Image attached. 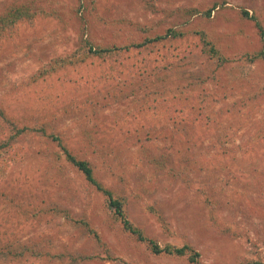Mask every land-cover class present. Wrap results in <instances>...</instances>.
I'll list each match as a JSON object with an SVG mask.
<instances>
[{
	"label": "rangeland",
	"instance_id": "rangeland-1",
	"mask_svg": "<svg viewBox=\"0 0 264 264\" xmlns=\"http://www.w3.org/2000/svg\"><path fill=\"white\" fill-rule=\"evenodd\" d=\"M11 1L0 0V11ZM222 1L234 9L221 6L208 28L230 47L232 61L215 79H209L212 63L191 38L161 44L150 65L133 51L121 75L92 60L33 82L43 65L75 48L83 26L96 42L129 43L131 23L157 31L175 21V15L155 13L152 4L172 10ZM40 2L60 9L64 19L40 17L0 40V111L23 130L17 135L0 115V142L16 136L3 151L0 245L6 251L28 244L56 257L0 255V264H193L187 256L154 254L128 232L103 192L65 161L48 133L89 160L102 184L124 200L128 219L161 246L189 244L201 253L200 264H264V62L242 59L264 44L256 25L259 20L264 27V0ZM242 9L256 20H243ZM122 30L129 33L121 36ZM158 76L186 86L205 109L170 114L151 104L138 111L134 101L155 97L149 85ZM141 144L173 151L179 175L146 165ZM185 151L192 159L178 165Z\"/></svg>",
	"mask_w": 264,
	"mask_h": 264
},
{
	"label": "trees",
	"instance_id": "trees-1",
	"mask_svg": "<svg viewBox=\"0 0 264 264\" xmlns=\"http://www.w3.org/2000/svg\"><path fill=\"white\" fill-rule=\"evenodd\" d=\"M40 1L41 0H13L6 5L0 11V40L3 38L6 31L10 32L20 24L25 23L35 26L37 19L40 17L43 19H58L59 21L64 19V15L60 9L58 10L56 8L48 10L43 4H41ZM226 4V1H222L220 4L215 2L207 7H176L172 10L152 4L154 9L153 11L155 13L159 14L167 12L169 13V16L175 15V21L164 29H159L157 31H153L151 26L142 25L140 23H135L133 25V23H131L133 28V37L129 43L96 42L90 37L88 26H83L77 39L75 40V48L66 55L57 56L51 59L47 64L43 65L39 72L33 76V82H38L42 79L46 80L48 77L66 72L70 67L80 66L92 60H99L100 62L110 64V69L115 72L117 71L119 75H121L124 73L125 69H130L129 58L133 51L142 55L141 59L150 65L151 63H154L153 61H155V59L153 57L159 53L158 49L161 50L166 43H174L178 46L180 43L188 41L191 38V40H193V38L195 39L194 48L199 49L201 57H206L207 61L212 63V75L209 76V79H215V75L218 73L219 69L228 62L232 61V59H230L226 54V51H228L230 47H227L226 42L219 40L218 37L214 35L213 31L209 29L215 21L216 11H220L221 6H224V8L227 7L228 9H234ZM72 13L79 17L78 10H74ZM239 14L243 20H256V16H251L249 11L246 9L240 10ZM194 18H197L195 22L193 21ZM256 25L259 34L264 41V27L259 20L256 21ZM128 33L129 31L122 30L121 36H126ZM161 44H163V46H160ZM242 59L250 64L258 61L264 62V44L261 49L243 53ZM178 87L179 86L175 84L174 81L158 76L157 79L153 80L152 84L149 85L150 94H155V97L151 99L148 94L144 99L137 98V100L134 101L135 103H140L138 111H142L146 107L148 108L151 104L155 107H163V110L170 114L175 113L177 110L184 112L187 107L191 110H195V107L197 110L205 109L203 107L196 106L194 102L195 98H193L194 93H186V86ZM173 106H175L174 109ZM0 115L4 120L10 122V124L17 129V135L23 131L20 130L18 125L7 116L5 111L1 110ZM199 120V116H195L194 121ZM40 129L45 130L43 126H41ZM44 132L46 133V131ZM47 135L59 143V146L61 147L60 155L64 157L65 161L70 163L74 168H76V170L82 173L85 179L98 191L103 192V195L106 197L108 207L112 209L114 214L122 220L124 228L136 236V238L140 241L147 242L152 253L158 255L167 254L187 256L191 263L200 264L199 259L201 257V253L191 245L185 244L181 247H177L175 245L168 244L161 246L156 240L147 237L139 227L134 225L128 219L124 200L113 190L103 185L97 178L92 163L87 159L79 158L75 155L64 143V141L58 137V135L53 133H48ZM15 137L16 136H12L9 140L0 142V179L7 168L5 160L6 155L3 151L9 147L11 141ZM140 149L141 156L146 161V165L154 169H158L161 172H167L170 175L175 174L177 171V174L179 175L180 172L176 169V164H174L173 151L158 150V148L145 144H141ZM169 149L171 148L168 146L167 150ZM177 159L178 165L183 162V165L185 166L192 158L189 151H185L181 153L180 157ZM55 211L57 213L62 211L66 217L71 218L68 210L63 211L56 207ZM81 222L87 225L86 227L88 230L94 234L98 241H101L99 234L90 228L88 222ZM0 255L12 256L14 259L24 256L37 258L56 257V254L54 255L51 252L43 251L37 247L29 246L28 244L18 246V248L15 249H11L9 246L6 251H4L0 245ZM247 264L260 263L251 261Z\"/></svg>",
	"mask_w": 264,
	"mask_h": 264
}]
</instances>
